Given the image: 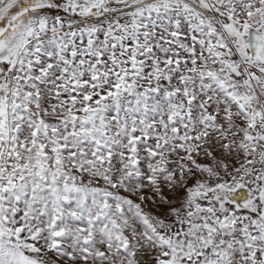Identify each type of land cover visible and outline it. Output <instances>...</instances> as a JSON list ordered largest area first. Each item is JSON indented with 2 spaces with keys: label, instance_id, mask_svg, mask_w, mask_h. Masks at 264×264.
<instances>
[{
  "label": "snow or ice",
  "instance_id": "6c2138e0",
  "mask_svg": "<svg viewBox=\"0 0 264 264\" xmlns=\"http://www.w3.org/2000/svg\"><path fill=\"white\" fill-rule=\"evenodd\" d=\"M0 264H264V0H0Z\"/></svg>",
  "mask_w": 264,
  "mask_h": 264
}]
</instances>
